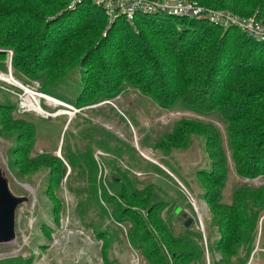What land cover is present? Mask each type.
Returning a JSON list of instances; mask_svg holds the SVG:
<instances>
[{
    "label": "rangeland",
    "instance_id": "rangeland-1",
    "mask_svg": "<svg viewBox=\"0 0 264 264\" xmlns=\"http://www.w3.org/2000/svg\"><path fill=\"white\" fill-rule=\"evenodd\" d=\"M53 1L37 0L57 9ZM87 1L91 0H69L56 12L31 5L28 9L33 13L24 18V25L27 20L30 25L19 34L11 26L14 16L9 13L14 10L0 9V28H5L8 38L12 36L11 44L0 45V166L12 192L28 197L16 213L15 239L0 243V264H144L153 249L168 258L169 241L173 243L186 227L197 243V248L192 245L187 250L201 252L206 264H212L214 256L225 264H264V206L256 205L254 213L247 203L244 214L233 223L245 240L255 226L248 233L251 247L244 242L224 253L218 246L223 228L205 197L206 190H217L218 205L232 206L241 191L264 192V170L254 177L237 171L228 144L231 119L204 109L197 112L180 102L162 107L131 85H119L111 95L107 89L111 76L96 79L90 73L81 86L91 92L83 95L86 87L77 85L67 100L61 99V106L43 90L59 78V63L38 74L40 79L21 71L15 57L41 33L50 32L52 22L64 11L70 13L64 15L65 28L76 29L77 17L89 23L92 13L78 6ZM158 15L169 14H150ZM115 23L108 17L102 30L85 38L79 58L89 48L101 46ZM136 25L138 33L141 28ZM183 25L191 26L178 21L174 27ZM223 32L217 31L213 38ZM233 39L244 47L234 56L239 61L250 42L239 32ZM89 66L96 67L91 61ZM118 71L115 67L111 74L115 77ZM223 87H217L221 95L226 92ZM81 96L88 98L82 101ZM28 99L38 106L26 103ZM209 124L219 131L225 158L217 187L206 181L209 175L202 174V169L219 162L206 137ZM160 226L168 230L161 231ZM168 232L171 236H166ZM175 251L180 247L174 246Z\"/></svg>",
    "mask_w": 264,
    "mask_h": 264
},
{
    "label": "trees",
    "instance_id": "trees-1",
    "mask_svg": "<svg viewBox=\"0 0 264 264\" xmlns=\"http://www.w3.org/2000/svg\"><path fill=\"white\" fill-rule=\"evenodd\" d=\"M68 1L54 0L57 9H52L49 8L51 4L45 6L37 0H0V9L7 6L14 10V13H9L14 16L11 26L17 29L18 32L15 34H19L25 32L30 25L29 20L26 21V26L24 25V18L33 13L28 9L31 5L56 12L67 5ZM193 1L211 8H223L238 15L255 16L264 23V0ZM78 6H81L79 10L84 11L88 7L87 10L92 13L93 18H90L89 23H83L81 18L77 17L74 19L76 29L65 28L66 21L65 23L62 21L70 13L64 11L66 17L63 15L55 19L50 32L41 33L34 43L26 46L22 55L15 57L21 71L28 73L27 75L33 74L31 76L37 79H40L38 74L59 63L61 68L59 78L50 82L43 89L44 92L67 100L69 91L76 89L77 85L85 84L84 77L90 73L91 76L95 75L96 79L111 76L109 80L111 84L107 86L111 95L119 85H131L144 94H150L162 107L180 102L197 112L203 109L217 112L227 120H232L228 144L234 153L237 171L254 177L264 170V41H257L235 27L220 28L207 21L172 15L139 14L135 18L137 28L139 26L141 28L138 33L125 16L120 17L116 19L108 35L101 40L102 45L89 48L88 54L79 58V49L84 43L82 41L102 30L108 16L102 7L91 1ZM178 21L187 22L191 26L183 25L176 28L174 25ZM221 30H224L221 37L213 38V35ZM5 31V28L4 30L0 28V45L11 44L12 36L8 38L9 35ZM237 32L250 42L239 61L234 56L241 46L242 49L244 47L242 43L233 39ZM46 41L48 43L45 46ZM113 59L116 61H112ZM90 61L96 67L89 66ZM245 65L247 67H244ZM115 67L119 70L116 78L111 74ZM218 86H224L226 92L219 94ZM81 87L83 89L86 87L83 95L87 91L91 92L90 87L87 88L86 85ZM93 91L90 95H94ZM86 98L88 96L81 99L83 101ZM78 101L79 99L74 102L79 105ZM183 123L187 124L186 121ZM179 127L186 128L184 124L182 126L179 124ZM205 127L208 143L212 142L213 145L214 159H219V162L211 168L212 170L202 169V174L209 175L210 177L205 178L206 181L217 187L221 185L225 158L220 147L218 129L211 124ZM13 150H16L17 154L20 148L16 146ZM24 150L29 151L27 148ZM114 181L117 182L115 179ZM257 192L258 195L252 190L241 191L235 198L236 204L228 206L218 205L217 190H206V200L212 211L217 214V222L224 232V236L218 242L219 252L227 253L244 242L251 247L248 233L254 231L255 226L249 228L245 240L242 234L237 235L238 230L233 229V223L237 217L244 214L246 209L243 206L247 203L246 208L254 210V213H257L256 205L264 206V192ZM188 228L186 227L173 243L172 240L169 241L168 258L164 253L153 249L146 254L144 264H206L201 252L187 250L192 245L197 248L196 239L190 238ZM159 229L165 232L168 230L162 226ZM169 235V232L166 233V236ZM174 246H179L180 251L174 252ZM213 260L212 264H225L223 263L225 260H218L215 256Z\"/></svg>",
    "mask_w": 264,
    "mask_h": 264
},
{
    "label": "built area",
    "instance_id": "built-area-1",
    "mask_svg": "<svg viewBox=\"0 0 264 264\" xmlns=\"http://www.w3.org/2000/svg\"><path fill=\"white\" fill-rule=\"evenodd\" d=\"M91 1L102 7L112 21L125 16L129 22L135 25V18L139 14L163 13L180 18L207 21L226 28L235 27L241 29L257 41H264V24L255 17H240V15H235L231 11L209 8L193 0Z\"/></svg>",
    "mask_w": 264,
    "mask_h": 264
},
{
    "label": "water",
    "instance_id": "water-1",
    "mask_svg": "<svg viewBox=\"0 0 264 264\" xmlns=\"http://www.w3.org/2000/svg\"><path fill=\"white\" fill-rule=\"evenodd\" d=\"M27 201L28 197L18 196L12 192L6 173L0 166V243H8L15 239L16 213ZM190 223L191 219H188L186 225L189 226Z\"/></svg>",
    "mask_w": 264,
    "mask_h": 264
},
{
    "label": "bare ground",
    "instance_id": "bare-ground-1",
    "mask_svg": "<svg viewBox=\"0 0 264 264\" xmlns=\"http://www.w3.org/2000/svg\"><path fill=\"white\" fill-rule=\"evenodd\" d=\"M8 79V78H7ZM15 83L14 84H19V85H21L19 82H16V81H14ZM25 89H26V92L27 93H30V89H27V88H24V91H25ZM47 98H49V100H51L53 103H57V104H64V102L61 100V99H59V98H54V97H51V96H46ZM32 98V97H31ZM26 103H28V104H32V105H35L36 103H34V101H33V99H28V100H26ZM39 104V103H38ZM31 105V106H32ZM37 105V104H36ZM38 106V105H37ZM62 106V105H61ZM40 109V108H39ZM41 111V110H40Z\"/></svg>",
    "mask_w": 264,
    "mask_h": 264
}]
</instances>
